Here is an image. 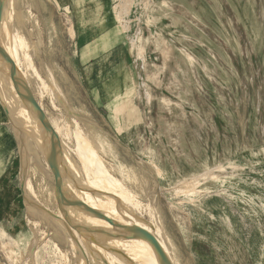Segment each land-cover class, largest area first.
<instances>
[{
  "label": "rangeland",
  "instance_id": "374dc122",
  "mask_svg": "<svg viewBox=\"0 0 264 264\" xmlns=\"http://www.w3.org/2000/svg\"><path fill=\"white\" fill-rule=\"evenodd\" d=\"M34 2L36 17L55 23L52 71L39 70L41 45L10 57L17 72H38L36 99L77 169L82 132L130 194L153 206L175 264H264V0ZM17 19L9 32L24 33ZM160 47L173 53L166 63ZM24 153L36 206L78 237L76 222L56 210L43 155L32 140L20 145L0 98V264H92L83 242L79 259L26 211Z\"/></svg>",
  "mask_w": 264,
  "mask_h": 264
},
{
  "label": "bare ground",
  "instance_id": "6f19581e",
  "mask_svg": "<svg viewBox=\"0 0 264 264\" xmlns=\"http://www.w3.org/2000/svg\"><path fill=\"white\" fill-rule=\"evenodd\" d=\"M26 12L28 16L33 17V23L27 27L26 30H24V33L11 32L8 34L5 42V45L8 47V49L19 44L28 50L30 47H34L36 45L40 46L42 44L38 20L30 9H27ZM19 13V10L16 8V0L0 1V45L4 35L3 33L6 31L9 20L12 17L13 20L16 21V19L20 17ZM34 36L36 37L33 38ZM162 42L165 44V41L161 38L156 40V47L158 48ZM164 48L162 49L160 47V51L163 55V60L166 63V60H168L173 53L172 51H169V49L167 51ZM30 49L32 50V48ZM0 62H3L2 66L4 69V77L10 87L9 94V91L5 89L3 85H1V103L4 104L3 107L6 113L8 112V115L11 116L14 113L17 121L20 123L19 128L16 131L19 135L17 137L19 139V143L20 145L26 147V145L32 140L37 150L44 156L45 166L47 169H49V157L47 155L45 145L47 139L50 137V134L36 117L35 107L25 97L19 84H17L9 76L6 59L0 57ZM26 69H28V71H25V75L24 72L23 74H20L27 82H29L28 86L33 95L36 97L39 95V87L44 83L39 84L40 86H38L37 89L36 82L38 80L35 77H38V72L36 71L38 74L36 75V69H34V72L33 68L30 70L26 67ZM16 71H18L17 68ZM17 94L23 99V102L16 98ZM41 107L43 111H46L44 106ZM20 109L24 112L23 121L21 120V117L17 111ZM69 123H71V121ZM51 125L53 126L57 135V140L52 144V154L56 165L58 183L59 187H64L65 190H67L66 192L71 203L72 215L97 212L113 217L116 221L123 223V226H112L106 221L99 219H77L75 222L78 226V237L73 235L67 225L58 219L57 216L55 217L53 214H51V212L49 213V210L46 211V208L44 209L43 207L36 206L38 197L35 190L29 184L30 182L28 181L27 176V161L29 157L27 156L28 153H24V156H22L20 159L21 165L18 178L19 191L22 185L24 188V195H22L20 191V197L22 202L25 204L26 211L31 215H34L38 220L48 221L50 229L56 234L64 236L65 241L70 246L69 248L72 251V254L75 257H79V259H81L79 256L81 250L79 242H83L87 252L90 255V261L92 264H161L152 245L136 228L130 225V223L133 222L138 223L152 232L161 244L171 263L175 264L165 237L157 228L155 223V211L153 206L150 203L143 204L140 200L135 199L132 196L133 194L131 193V195L126 187L110 173L107 165L103 163L104 161L99 158L96 150L92 148L93 140L91 135L88 134L86 137L84 134H82V132L76 133L77 131H75V139L82 144V148H77L75 146L74 153L76 158L79 160L82 173L85 176L86 182H84L77 174H75L77 171L74 161L75 158L68 148V145L63 143L57 127L52 123ZM29 129L31 133L29 132ZM25 131L29 132L31 137L27 136ZM79 149H87V155H83L85 156L83 157L81 154L83 151L80 152L81 150ZM120 197H125V203L127 204L126 206L125 204L118 206L117 200L120 199ZM142 212H146L148 220L141 216ZM32 251L34 252V250ZM64 259L67 261L68 258L64 256Z\"/></svg>",
  "mask_w": 264,
  "mask_h": 264
},
{
  "label": "water",
  "instance_id": "95a60500",
  "mask_svg": "<svg viewBox=\"0 0 264 264\" xmlns=\"http://www.w3.org/2000/svg\"><path fill=\"white\" fill-rule=\"evenodd\" d=\"M1 1V0H0ZM0 57H3L7 61V70L9 73V76L11 79H13L17 84L20 85L21 90L25 97L35 106L36 109V117L38 120L43 124V126L46 128V130L49 132L50 137L46 141V152L49 157V170L52 176L53 181V188H54V197H55V206L56 210L61 213L63 218L66 221H77V219L81 220H91V219H99L102 221H106L112 226H118L122 227L123 223H120L119 221H116L113 217H110L109 215H104L97 212H90L87 214H76V215H68L67 212L64 209L63 206V199L61 196V192L59 189V183H58V177L56 172V165L53 159L52 154V144L57 140V135L55 133V130L53 126L51 125L50 121L45 117V114L43 112L42 107L40 106L39 102L37 101L36 97L31 92L27 81L25 78L16 71L15 63L12 60V58L4 51L0 50ZM21 194L24 195V188L23 185L20 188ZM25 200V199H24ZM130 225L134 228H136L146 239L147 241L152 245L153 249L155 250L159 261L161 264H172L170 259L168 258L167 254L163 250L161 244L157 240V238L153 235L152 232L147 230L145 227L139 225L138 223H130ZM87 264H89V260L87 259Z\"/></svg>",
  "mask_w": 264,
  "mask_h": 264
},
{
  "label": "crops",
  "instance_id": "0c3cea01",
  "mask_svg": "<svg viewBox=\"0 0 264 264\" xmlns=\"http://www.w3.org/2000/svg\"><path fill=\"white\" fill-rule=\"evenodd\" d=\"M49 2V1H48ZM50 3V2H49ZM33 4H35L34 0H20L19 2V8L18 10L21 12L20 13V21H21V25L23 26L24 30L25 28H27V26L29 27V25L27 24V21H29L30 19H32L31 16H28L27 14V9H30L31 12L33 13V15H35L34 11H33ZM26 12V13H24ZM46 14V12L44 13V15ZM47 15H49V12H47ZM36 17V15H35ZM37 20H38V23H39V26L41 27V38H42V44L40 46V51L41 53L38 54V57L41 58L43 60V63H41V66L39 68V70L42 72V73H45L47 74L48 71H52L49 66L51 65V63L48 61H45L46 59V52L48 53L50 50L53 49V40H54V36H55V23L53 20H50L49 16H47V18H44L42 15L41 16H38L36 17ZM33 20V19H32ZM13 21V18L11 17V19L9 20L8 22V25H7V28H6V31L2 37V41H1V45H0V50L6 52L9 56L11 54V52H15V51H18L19 54L22 53V55H24V52L27 51L26 48L22 47L21 45L17 44L15 47H12V48H9L6 47V37L8 36L9 33V29H10V26H11V23ZM32 24V23H31ZM30 24V25H31ZM31 51V50H30ZM39 52V51H38ZM48 59V58H47ZM5 61V60H4ZM3 62H0V87L1 85L4 86L5 89H7L9 91V94H10V87H9V84L7 83V80L5 79L4 77V73H3ZM43 65V66H42ZM38 67V66H37ZM25 75V74H24ZM29 81V80H28ZM29 83V82H27ZM20 86V85H19ZM18 99H20L22 102H23V99L17 94V97ZM2 104V107H3V103ZM32 104V103H31ZM33 105V104H32ZM34 106V105H33ZM40 106H44L46 108V106L44 105V103H40ZM35 107V106H34ZM3 111L5 113V115L8 117L9 116V120L11 121L12 125H13V129H14V132L16 134V136L18 137L19 135L17 134V129L19 128V122L17 121V118L15 116V114L13 113L12 116L11 115H8L9 113L4 110V107H3ZM20 117H21V120L23 121L24 118H23V114L24 112L20 109V110H17ZM45 116L46 114L48 116H46V118L48 119L50 116H49V113H48V109L46 108V111H43ZM36 115V114H35ZM51 119V118H50ZM31 122V121H30ZM32 124V123H31ZM33 125V124H32ZM35 128H37L36 126H34ZM38 130V129H37ZM39 131V130H38ZM29 132L31 133L30 129H29ZM29 132L25 131L26 135L27 136H30L31 135L29 134ZM40 132V131H39ZM43 159H44V156H43ZM75 161V159H74ZM43 165L44 167L47 169V167L45 166V159L43 160ZM77 169V168H76ZM49 172L50 170L47 169ZM79 170L77 169L76 173L81 180H83L84 182H86V179H85V176L84 174L82 173V169H81V166H80V171L78 172ZM81 173V174H80ZM67 191V190H66ZM67 193V192H66Z\"/></svg>",
  "mask_w": 264,
  "mask_h": 264
}]
</instances>
